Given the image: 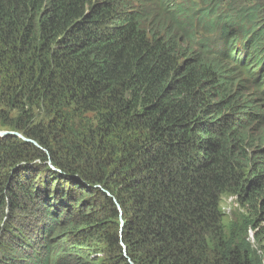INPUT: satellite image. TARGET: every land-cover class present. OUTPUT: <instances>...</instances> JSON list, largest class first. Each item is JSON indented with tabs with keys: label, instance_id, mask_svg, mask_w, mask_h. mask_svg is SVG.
<instances>
[{
	"label": "trees",
	"instance_id": "1",
	"mask_svg": "<svg viewBox=\"0 0 264 264\" xmlns=\"http://www.w3.org/2000/svg\"><path fill=\"white\" fill-rule=\"evenodd\" d=\"M0 131V264H264V0H0Z\"/></svg>",
	"mask_w": 264,
	"mask_h": 264
},
{
	"label": "rangeland",
	"instance_id": "2",
	"mask_svg": "<svg viewBox=\"0 0 264 264\" xmlns=\"http://www.w3.org/2000/svg\"><path fill=\"white\" fill-rule=\"evenodd\" d=\"M222 208L226 214V222H230L231 219H234L235 213H245L246 210H241L236 203L235 198H228L225 197L222 200ZM254 231H249V240L254 245V248L258 251L260 256L262 255L261 250L258 248V246L255 243V235Z\"/></svg>",
	"mask_w": 264,
	"mask_h": 264
},
{
	"label": "water",
	"instance_id": "3",
	"mask_svg": "<svg viewBox=\"0 0 264 264\" xmlns=\"http://www.w3.org/2000/svg\"><path fill=\"white\" fill-rule=\"evenodd\" d=\"M8 135H14V136H17L19 138H21L22 140L26 141V142H31L35 145H37L34 141L32 140H29V139H26L25 137H23V135L19 134V133H15V132H2L0 131V137H6Z\"/></svg>",
	"mask_w": 264,
	"mask_h": 264
}]
</instances>
